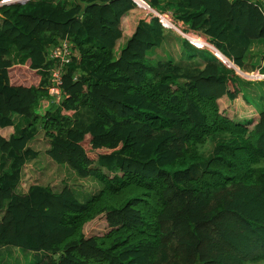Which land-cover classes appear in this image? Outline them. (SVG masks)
Masks as SVG:
<instances>
[{
    "label": "trees",
    "instance_id": "trees-1",
    "mask_svg": "<svg viewBox=\"0 0 264 264\" xmlns=\"http://www.w3.org/2000/svg\"><path fill=\"white\" fill-rule=\"evenodd\" d=\"M147 2L240 70L264 74V0ZM133 8V0L0 6V128L13 127L0 135V249L42 252L33 264L264 260V80L241 78L181 36L176 61L154 60L168 30L156 17L140 19L117 48L121 18ZM62 39L77 55L63 66L59 102L41 111L55 62L48 49ZM23 68L35 83H22ZM240 94L255 107L254 122L220 111V98ZM39 133L45 154L95 179V193L82 200L66 184L38 183L16 192L22 166L38 156L30 142ZM84 141L106 152L92 160ZM100 214L108 230L86 236L84 225Z\"/></svg>",
    "mask_w": 264,
    "mask_h": 264
},
{
    "label": "rangeland",
    "instance_id": "rangeland-1",
    "mask_svg": "<svg viewBox=\"0 0 264 264\" xmlns=\"http://www.w3.org/2000/svg\"><path fill=\"white\" fill-rule=\"evenodd\" d=\"M140 12L143 15H147L146 14L147 8L146 9L142 8ZM166 14L170 15L169 12H166ZM177 28L181 29L183 33L178 31ZM169 30L166 33L169 34L173 31L181 37H183V35L186 36L187 34H192V32L186 31L185 26L182 25L180 22H176L175 28L172 27ZM167 41L168 40L165 39V41L163 42V45L160 48H155L152 50V53H153L152 56L154 60L163 59L164 56L167 59H174L175 61L177 60L171 56V54L172 55L175 54V50L177 49L175 44L170 43V46H169ZM261 62H262V58L259 61V64ZM231 67H233L235 72L241 78H244L251 82H258V81L263 80V78L257 79L256 77H254L253 74H256V71L255 72L254 71L252 72L242 71L234 63L231 64ZM16 71H21L24 73V75H26V77L28 76L27 80L22 81L23 84L29 85V84H33L36 82V75L33 71L26 69V68H23L21 70L17 69ZM257 92H258V89H256L254 93H257ZM218 103H219L220 111L235 121L254 122L255 120V118L252 117L253 115H255V112L251 108H250L251 116H247L246 113H242L241 111L238 112L237 110H234V109L224 108L223 101H220V102L218 101ZM45 106H46V103L44 100L39 105L40 110L42 111ZM0 135L3 136L4 138L7 136V134H3V133H0ZM86 141L83 142V149L88 158L93 160L97 157L98 154L106 152L104 150L92 149ZM30 144H31V147L34 148L38 152V156L37 158L31 161V165L29 161L24 163V165L28 163L27 164L28 167L26 168L25 172L29 173V177L28 179L26 178L22 180L19 179V182L16 186V189L18 191H21V189L26 188L32 183L48 185L53 190H60L66 184L70 186L77 193L80 199L84 200L90 194L95 193L98 190L100 185L95 179L91 177H86V178L79 177L68 166L55 163L45 154V149L47 148V140L43 136L42 133H39L30 142ZM18 185H19V188H18ZM0 216H1V211H0ZM83 230L86 236L100 235V234L105 233L108 230V226L105 220V215L100 214L96 216L94 219H92L91 221L87 222L84 225ZM42 256H43L42 252L23 251L22 249L17 248V247L7 246V247H3L0 249V264H33L34 262L39 260ZM246 264H264V260L255 261V262H247Z\"/></svg>",
    "mask_w": 264,
    "mask_h": 264
},
{
    "label": "built area",
    "instance_id": "built-area-1",
    "mask_svg": "<svg viewBox=\"0 0 264 264\" xmlns=\"http://www.w3.org/2000/svg\"><path fill=\"white\" fill-rule=\"evenodd\" d=\"M26 0H0V6L2 5H7L11 3H16V2H24ZM135 3L136 7L139 8H147V15L148 18L156 17L158 21L161 23V25L164 28H175L176 22H174L170 17L169 14L166 13H160L150 7L148 2L146 0H133ZM181 33V29H178ZM192 32V31H189ZM185 34V33H184ZM191 35L196 36L199 41L193 40L189 34L186 36L183 35L191 44H193L197 48H210V50L213 51V53L224 63L227 64L228 66H231V62L229 63L228 59L225 58L218 50H216L204 37L203 35L192 32ZM77 55V52L75 49H73V46L71 43H69L66 39H62L58 42V44H55L54 46H50L48 49V54L47 58L54 60V66H52L49 69V93H50V98L48 100H45L46 106L47 107L51 103H58L61 97V84H62V71H63V66L71 61L73 57ZM227 63H226V62ZM254 77L257 79H262L263 75L256 70V74H253ZM44 107V108H45Z\"/></svg>",
    "mask_w": 264,
    "mask_h": 264
},
{
    "label": "crops",
    "instance_id": "crops-1",
    "mask_svg": "<svg viewBox=\"0 0 264 264\" xmlns=\"http://www.w3.org/2000/svg\"><path fill=\"white\" fill-rule=\"evenodd\" d=\"M140 8H133L132 10H130L128 13H126L122 18H121V22H120V28H121V31H122V36L121 38L118 40L117 42V48H119L123 43L124 41L133 33L134 29H135V26L137 24V22L140 20V19H145L146 21H148L150 18H148V16H145L143 15L141 12H140ZM140 12V13H139ZM169 17L172 19L171 15H169ZM173 20V19H172ZM174 21V20H173ZM169 30V29H168ZM167 30V31H168ZM189 32V30H186ZM170 32V30H169ZM184 37V36H183ZM204 37V36H203ZM206 40L207 38L204 37ZM168 41L167 43L169 44L170 46V43H174L175 46H176V50H175V54L171 56L173 58H176L178 56V53H181V50L178 46L179 42L181 41V37L176 34L175 32H171V33H167V38H166ZM208 41V40H207ZM263 54H264V41H263ZM167 58H164L161 59V60H166ZM263 65H264V60H263ZM256 71V70H255ZM254 71V72H255ZM263 75V80H264V74ZM220 101H223V107L224 108H230V109H234V110H237L238 112L241 111L242 113H246L247 116H251L250 115V111L251 109L256 112L255 110V107L251 104H248L246 102L243 101L242 99V96L241 94L238 95L236 98L230 100L229 98H227L226 96H223L222 98L219 99V102ZM251 108V109H250ZM40 109V108H39ZM254 116V115H253ZM252 116V117H253ZM14 120V123H18V121L20 120L19 117L15 116L13 118ZM13 132V127L10 126V127H5V128H0V133H3V134H7V136L5 138H8V136ZM31 146V144H30ZM37 158V157H36ZM34 160V159H33ZM31 161H29L30 165H31ZM28 163H26L25 165L22 166V169H21V180L26 178L28 179V175L29 173L25 172L26 168L28 167L27 166ZM18 188H19V185H18ZM27 188H24V189H21V191H18L16 189V192L20 193V194H24L26 191H27Z\"/></svg>",
    "mask_w": 264,
    "mask_h": 264
},
{
    "label": "bare ground",
    "instance_id": "bare-ground-1",
    "mask_svg": "<svg viewBox=\"0 0 264 264\" xmlns=\"http://www.w3.org/2000/svg\"><path fill=\"white\" fill-rule=\"evenodd\" d=\"M189 36L191 37V36H194V35H191V34H189ZM196 37V36H195ZM192 38V37H191ZM193 40H196V41H201V40H199L197 37L196 38H192Z\"/></svg>",
    "mask_w": 264,
    "mask_h": 264
},
{
    "label": "clouds",
    "instance_id": "clouds-1",
    "mask_svg": "<svg viewBox=\"0 0 264 264\" xmlns=\"http://www.w3.org/2000/svg\"><path fill=\"white\" fill-rule=\"evenodd\" d=\"M174 22H175V21H174ZM180 23H181V22H180ZM181 24H182V23H181ZM204 37H205V36H204ZM229 61H230V60H229ZM230 62H231V61H230ZM231 64H233V63L231 62ZM227 67H231V66H228V65H227ZM231 68H233V67H231ZM235 73H236V72H235ZM236 74H237V73H236Z\"/></svg>",
    "mask_w": 264,
    "mask_h": 264
}]
</instances>
